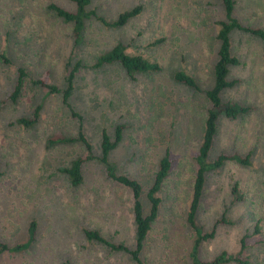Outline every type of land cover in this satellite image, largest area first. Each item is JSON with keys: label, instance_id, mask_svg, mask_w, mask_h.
<instances>
[{"label": "rangeland", "instance_id": "374dc122", "mask_svg": "<svg viewBox=\"0 0 264 264\" xmlns=\"http://www.w3.org/2000/svg\"><path fill=\"white\" fill-rule=\"evenodd\" d=\"M234 1V14L242 23L264 28V0ZM52 2L75 9L69 0H0V52L9 59H0V240L19 243L30 222H36L29 248L1 252L0 264H136L129 253L90 241L83 233L84 228L97 229L107 239L132 247L130 190L110 179L97 158L83 166V181L72 185L62 168L84 152L83 144L49 142L55 135L76 138L81 124L98 155L102 130L112 137L120 123L123 136L109 159L120 172L140 181L145 211L146 192L160 158L168 151L172 159L141 257L146 264H189L193 232L185 215L209 102L204 93L176 81L173 74L183 70L202 89L212 85L219 47L216 21L224 17L221 0H92L91 7L108 19L136 5L142 10L118 27L86 21L84 41L76 46L72 23L48 7ZM230 37L231 52L239 61L230 67L228 78L238 82L224 89L221 97L252 109L236 118L219 115L209 158L220 152H250L252 163L226 161L206 174L199 223L209 230L222 215L235 223L219 225L215 236L202 243L201 257L236 251L242 235L258 226L259 233L247 239L245 255L249 264H264V41L239 30ZM118 41L128 53L158 61L161 70L137 73L131 79L117 63L91 67L99 53ZM76 59L83 66L76 71L69 101L80 120L70 115L60 92L47 94L35 83L47 72L51 84L64 88ZM19 66L27 76L20 96L11 101L6 97ZM41 101L33 127L16 123ZM235 182L242 200L231 194Z\"/></svg>", "mask_w": 264, "mask_h": 264}, {"label": "trees", "instance_id": "16d2710c", "mask_svg": "<svg viewBox=\"0 0 264 264\" xmlns=\"http://www.w3.org/2000/svg\"><path fill=\"white\" fill-rule=\"evenodd\" d=\"M75 4V9L70 10L56 3H49L48 7L55 14L65 21L72 23L71 37L73 45H78L84 41V33L86 29V21L95 20L107 27H118L125 25L130 19L138 15L142 7L136 5L133 8L126 9L118 14L114 19H108L97 11L95 7H91L92 0H69ZM224 8V17L216 21L218 25L216 39L219 42L217 50V59L213 65V82L207 89H202L197 80L189 73L183 70H177L173 74V78L198 92L204 93L209 102L204 119L201 141L194 160L196 165L195 175L193 179L191 196L187 205L185 220L189 228L193 232V237L189 250V264H226L235 262L237 264H249V257L245 255L248 248L247 239L253 234L259 233L258 226H255L251 233L245 232L240 238L239 248L234 252L221 250L211 259H203L201 257V245L204 241L213 238L219 225H231L235 220L225 215L217 218L209 230L204 229L203 225L197 219V213L203 196L206 174L209 171L219 169L226 161H234L242 166L251 165V153H240L238 151L220 152L214 159L209 158L213 140L217 132V124L219 115L223 114L228 118H236L248 113L252 107L250 105L238 102L223 100L221 93L224 89L233 86L237 79H229L228 73L230 67L238 63V58L231 52V32L239 30L247 32L259 37L264 41V28L252 26L242 23L234 14L235 1L221 0ZM0 59L9 62L4 51L0 52ZM119 64L126 74L134 79L137 73H153L161 70V64L156 60H150L140 54H131L126 51V45L118 41L109 49L99 53L95 58L91 67L100 68L106 65ZM69 71L65 77V86L60 89L56 85L48 81L47 72L42 74L36 81L40 87L46 90L47 94L60 92L62 101L68 108L72 117L81 119V114L71 105L69 99L74 89V78L76 71L83 66L80 59H76L71 64ZM85 66L87 64H84ZM27 72L24 67L19 66L17 69L16 79L11 91L7 95V99L16 101L21 94L24 78ZM42 101L36 105L33 112L29 115L19 116L16 123L26 127H33L40 116ZM124 124H116L111 137L106 129L101 132L100 153L95 155L92 145L82 131L81 124L78 126L77 137L55 135L49 138L51 144L64 143L79 140L84 146V152L77 155L68 166L63 167L62 171L67 175L70 183L74 186L79 185L83 181V166L90 160L97 158L103 165L105 174L112 180L126 186L132 195V217L134 222L135 242L129 247L122 241H111L104 237L97 229L84 228V236L88 240L98 241L111 250L129 253L132 260L136 264H146L141 257L143 242L151 228L152 223L156 219L160 205L159 192L167 178L171 166L172 159L169 152L166 151L160 158L158 169L155 172L153 181L146 192V198L149 208L145 211L142 198V184L136 178H133L119 171L118 165L109 159L110 152L117 147L122 139ZM264 170V164H263ZM231 194L235 200H242L244 195L240 192L238 184L235 182L231 187ZM36 222L31 221L27 230L26 238L16 244L9 245L0 240V253L22 252L29 248L35 239Z\"/></svg>", "mask_w": 264, "mask_h": 264}]
</instances>
